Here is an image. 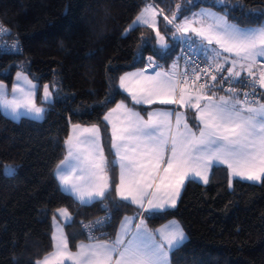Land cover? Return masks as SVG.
Masks as SVG:
<instances>
[{"label":"trees","instance_id":"trees-1","mask_svg":"<svg viewBox=\"0 0 264 264\" xmlns=\"http://www.w3.org/2000/svg\"><path fill=\"white\" fill-rule=\"evenodd\" d=\"M146 2L170 18L181 0H0V24L9 29L0 41H19L22 48L20 54H0V81L10 86L14 75L23 72L40 88L49 84L53 91L42 120L13 121L0 110V264H35L50 253L57 209L66 208L73 216L74 223L65 227L71 248L86 240L78 221L100 215L101 201L76 202L60 190L54 169L64 157L73 124L98 125L111 161L103 116L117 102H128L118 88L120 76L146 67L150 55L167 68L174 58L177 39L164 15L158 27L169 44L164 55L157 54L162 50L151 28L140 26L125 34ZM194 2L191 11L213 4ZM228 8L232 23H264V0H230ZM212 9L221 11L222 6ZM106 97L110 103H102ZM5 166H12L14 174L5 175ZM110 176L105 201L112 209V237L121 218L136 208L116 199V167ZM171 219L188 238L172 256L173 264H193V256L198 264H264V181L235 179L229 187L228 169L214 166L207 184L187 180L177 206L154 212L146 223L156 228Z\"/></svg>","mask_w":264,"mask_h":264},{"label":"snow or ice","instance_id":"snow-or-ice-1","mask_svg":"<svg viewBox=\"0 0 264 264\" xmlns=\"http://www.w3.org/2000/svg\"><path fill=\"white\" fill-rule=\"evenodd\" d=\"M229 3L213 0L211 6L192 12L189 6H196L194 0H181L169 18L155 3L146 2L125 34L140 26L151 28L162 50L157 54L164 55L169 44L157 30L156 20L164 15L174 30L173 40L181 42V57L168 71L126 73L120 77L119 86L135 104H175L194 110L198 123L190 126L185 112L178 109L151 110L145 119L140 112L119 103L103 118L111 128L115 153L111 161L104 152L100 127L75 124L65 141L67 155L57 165L62 189L82 204L103 202L113 183L110 169L118 165L117 196L143 212H155L176 207L186 180L198 178L207 184L214 164L229 169V187L233 178L264 181V101L257 96V87L264 89V66L256 67L258 58H264V23L242 27L230 22ZM217 6L222 10L213 11ZM8 33L9 29L0 24V35ZM9 51L19 52L18 42L11 48H0V54ZM181 58L184 71L178 63ZM148 62V67H157L151 55ZM225 71L227 75H223ZM243 72L251 79L242 77ZM209 76L216 83L209 84ZM202 78L204 82L197 84ZM16 80L20 83L13 85L11 100L5 96L6 85L0 83V108L13 119H41L44 108L35 103L38 84L21 72H17ZM55 87L53 83L51 88ZM217 87L224 92L218 98ZM245 88L249 90L241 93ZM43 93L45 102L52 99L49 84L43 86ZM110 102L111 97H106L102 103ZM14 171L7 166L4 174L12 175ZM57 213L64 224L56 226L52 234V251L35 264H173L172 256L188 239L176 221L149 231L142 213H138L139 223L135 217H125L115 239H105L102 232L97 236L94 231L111 222V217L105 215L83 225L86 242L82 241L73 252L64 232L65 226L74 223L73 217L65 208L57 209ZM56 219L54 214L53 221ZM193 264H198L195 256Z\"/></svg>","mask_w":264,"mask_h":264},{"label":"crops","instance_id":"crops-1","mask_svg":"<svg viewBox=\"0 0 264 264\" xmlns=\"http://www.w3.org/2000/svg\"><path fill=\"white\" fill-rule=\"evenodd\" d=\"M147 27V26H146ZM157 27H159V23H158V25H157ZM156 63H157V61H156ZM148 64V63H147ZM229 67V66H228ZM162 68V67H161ZM138 71H145V73L146 74H153V72L151 71V68H148V66L146 65V67H144V68H138V69H134V70H130V71H127V72H125V73H123L122 75H125L126 73H134V72H138ZM246 73V72H245ZM121 75V76H122ZM120 76V77H121ZM119 84H120V78H119V80H118V88H119V90L127 97V99H129L128 100V102H125V101H119V102H117L116 104H114L112 107H110L107 111H106V113L105 114H107L111 109H113V108H115L116 107V105L117 104H119V103H124L128 108H130V109H132V110H134V111H138V112H140V114L145 118V119H147V113L149 112V111H151V110H157L158 108H160V107H162L163 105H161V104H152V105H146V104H135L134 102H133V100H132V97L129 95V93L128 92H126V91H124L123 89H121L120 88V86H119ZM218 93V95H217V98H218V96L219 95H223V93H220V92H217ZM129 95V96H128ZM262 99V101H264V89H262V97H261ZM46 103H50V102H46ZM139 107L140 108H143L142 109V111L139 109ZM44 113H45V111H44ZM105 114H104V116H105ZM104 116H103V118H104ZM193 121H194V119H193ZM103 122H104V124L107 126V128H108V132H109V149H110V153H111V155H112V160H114L115 159V153H114V150L112 149V141H111V128H110V126L107 124V122L106 121H104V119H103ZM73 125H75V124H73ZM73 125H71V127H70V131H69V134L70 133H72L73 132ZM80 125V124H79ZM82 127H88V126H91V125H81ZM69 136V135H68ZM68 138V137H67ZM102 144H103V141H102ZM103 147H104V145H103ZM104 152H105V155H106V157L108 158V155H107V153H106V150H105V148H104ZM67 155V149H66V145H65V153H64V157H63V159L62 160H64V158H65V156ZM61 160V161H62ZM108 160L110 161V159L108 158ZM61 161L57 164V165H59L60 163H61ZM57 165H56V167H55V169H54V175H55V178H56V181H57V183H58V186H59V188H60V190L63 192V193H65V194H67V195H69V196H71L76 202H78L79 204H81V205H89V203H84V204H82L76 197H74V196H72V195H70V194H68L64 189H62V187H61V185H60V181H59V179L57 178ZM214 166H224V167H226L225 165H222V164H214L213 165V167ZM116 168H117V179H118V181H117V184L119 183V166L117 165L116 166ZM227 168V167H226ZM228 169V168H227ZM228 171H229V169H228ZM116 184V185H117ZM116 188V187H115ZM115 193V196H116V199L118 200V201H121V202H125V201H123V200H121L118 196H117V194H116V191L114 192ZM98 201V200H97ZM94 202H96V201H94ZM94 202H92V203H94ZM92 203H90V204H92ZM125 203H127V202H125ZM128 204H130V203H128ZM132 206H134L135 208H136V212H140L141 211V209H139L138 208V206H136V205H133V204H131ZM147 206V205H146ZM66 209V208H65ZM68 211V210H67ZM69 212V211H68ZM154 213V212H153ZM153 213H150V214H148V215H146L145 213H142V216L143 217H147V216H149V215H151V214H153ZM69 214L72 216V214L69 212ZM55 215H57V219H56V221L54 222L53 221V217H52V219H51V226H52V233H51V237H52V234H53V232L56 230V226H58V225H63L64 224V221H63V218L62 217H60L59 216V214L57 213V210H56V212H55ZM129 215H133V213H131V214H126V215H124L122 218H121V220H120V222H119V224H118V226H117V228H116V230H115V232L113 233V235H112V237H110V239H115V236H116V233L120 230V225H121V222L124 220V218L126 217V216H129ZM73 217V216H72ZM136 221V223H137V220H135ZM145 222H146V220H145ZM168 222V221H167ZM167 222H165V223H163L164 225L167 223ZM139 223V222H138ZM146 224V226H147V228H149L148 227V225H147V223H145ZM162 224V225H163ZM66 227V226H65ZM65 227H64V232H65V235H66V231H65ZM160 228H163L162 226L160 227ZM67 236V235H66ZM82 241H84V242H86V240H79L78 242H76V244H75V246H74V248H71L70 246H69V248H70V250H72L73 252H75L76 250H77V245H79ZM52 245H53V241H52ZM52 251V250H51ZM47 255V254H46ZM43 258V257H42ZM41 258V259H42Z\"/></svg>","mask_w":264,"mask_h":264},{"label":"rangeland","instance_id":"rangeland-1","mask_svg":"<svg viewBox=\"0 0 264 264\" xmlns=\"http://www.w3.org/2000/svg\"><path fill=\"white\" fill-rule=\"evenodd\" d=\"M202 7H200V8H197V9H194V10H192V12H198V11H200V9H201ZM213 10V9H212ZM213 11H215V10H213ZM156 20H157V25H158V23H159V21H160V15H158L157 17H156ZM157 30H158V27H157ZM162 34V33H161ZM156 35V34H155ZM162 35H164V34H162ZM191 35V34H190ZM165 39H166V37H165ZM167 42V41H166ZM168 43V42H167ZM156 45L160 48V46L156 43ZM224 55H228L227 53H225ZM176 54H175V56H174V58L172 59V61L170 62V64H169V66H168V68L167 67H163V66H161V64H159L158 62L156 63V61H155V59H153V61L155 62V65L157 66V67H155V68H153V67H148V68H151V71L152 72H154V71H157V70H161V71H168L170 68H171V65H172V63H173V61H175L176 59ZM260 62H264V58H258V63H257V68H260L259 67V63ZM149 63V62H148ZM147 66H148V64H147ZM225 66H231L230 64L229 65H225ZM162 67V68H161ZM23 75H26L25 73H23V72H21ZM17 74V73H16ZM16 74L14 75V79H13V82H12V84L9 86L8 84H6V83H4V82H1L0 81V83H3V84H5L6 85V89H5V96H6V98L8 99V100H11L12 98H13V93H12V87H13V85L14 84H16V83H20V82H18L17 80H16ZM30 79V78H29ZM33 83H35V82H33ZM44 86V85H43ZM43 86L40 88L39 86H38V90H37V92H36V96H35V103L37 104V106H40V107H43L44 108V111H45V109H46V104H48V103H46L45 101H44V93H43ZM38 93H40V95H41V100H40V103L38 102ZM129 96V95H128ZM52 100V99H51ZM51 100H49V101H47V102H51ZM129 100V99H128ZM172 109H178L179 111H181V112H185V114H186V116H187V118H188V121H189V123H190V126H194L195 124H197L198 123V121L196 120V113H195V111L194 110H191V109H188V110H186V109H184V108H180L178 105H175V104H173V105H163L162 107H160V108H158L157 110H172ZM0 110H1V112H2V114H4L6 117H8V118H10V119H12L13 121H19L20 119H22V118H29V119H32V118H30V117H27V116H21L19 119H13V118H11V116L9 115V114H7L6 113V111L3 109V108H0ZM43 117H44V113H43ZM43 117L41 118V119H38V120H42L43 119ZM193 119H194V121H193ZM34 120H37V119H34ZM173 123H174V120H173ZM195 130V129H194ZM6 168H7V166H5V168H4V172H5V170H6ZM213 168V167H212ZM211 168V169H212ZM211 169L209 170V174H210V171H211ZM229 172V171H228ZM235 179H239V178H233V181L235 180ZM190 180V179H189ZM239 180H242V179H239ZM187 181V180H186ZM185 181V182H186ZM196 181H198V182H200V183H202V184H205L203 181H200L198 178L196 179ZM232 181V182H233ZM243 181H247V182H252V183H259V182H253V181H248V180H243ZM185 184V183H184ZM184 186V185H183ZM182 190H183V187H182V189H181V192H182ZM181 192H180V194H181ZM179 197H180V195H179ZM179 197L177 198V203H178V201H179ZM176 206H177V204H176ZM167 209H173V208H166L165 210H167ZM155 212H159V211H155ZM138 213H145L146 215H148V214H150V213H153V212H143V210H141L140 212H135V213H133V215H129V216H126V217H135L136 219L135 220H137V223L139 222V220H140V216L138 215ZM144 218V223H146L145 222V220H146V216L145 217H143ZM172 221H176L177 222V220H175V219H171V220H169L166 224H169L170 222H172ZM136 222V221H135ZM165 224V225H166ZM146 225V224H145ZM164 224L163 225H160V226H158V227H156V228H148V230L149 231H153V232H155V230H157V229H161L160 227L162 226V227H164L165 226Z\"/></svg>","mask_w":264,"mask_h":264},{"label":"built area","instance_id":"built-area-1","mask_svg":"<svg viewBox=\"0 0 264 264\" xmlns=\"http://www.w3.org/2000/svg\"><path fill=\"white\" fill-rule=\"evenodd\" d=\"M19 44V47H20V51L19 52H15V51H9L7 52L8 54H11V53H14V54H17V53H21L22 52V48H21V44L19 41H7V40H2L0 41V48H11V46L14 44V43H17ZM181 52H182V45H181V42L179 39H177V51H176V60L178 57H181ZM185 55H188L187 53H185ZM190 59H195L194 57H189ZM179 65H180V71H184V61H183V58H181L179 61H178ZM200 66L203 67L204 64H203V61H200ZM264 66V62H260L259 63V67H262ZM193 67H195V65H193ZM228 66H225V68H227ZM188 71H191V69H188ZM258 72H257V77H258ZM223 75H227L226 71L223 73ZM242 77L244 78H247V79H251V77H247V73L243 72L242 73ZM193 80H195V77H192ZM204 82V79L202 78L200 81H197V84L199 83H202ZM207 82L209 84H213V83H216L214 81L211 80L210 76L207 77ZM225 88L228 87L227 83H225L224 85ZM249 89L245 88V89H241V93L243 91H248ZM217 92H221V93H224L223 91H221L219 89V87H217L216 89ZM257 96L259 99H261L262 97V89H260L259 87H257ZM106 206V208H105ZM98 208L100 209L101 213L99 216L97 217H94V218H88V219H81L78 221V226L80 228V231L82 233V235L84 236V238L86 239V236H87V231L83 228V225L84 224H89V223H94L97 219H100V218H103L105 217V215H108L111 217V221L113 219V216H112V209L111 207L108 205V203L106 201H103V202H99L98 203ZM111 225V222L110 223H107L104 225V227L100 230H94L95 231V235L97 236H100L101 235V232L104 234V238L105 239H110V236H109V226ZM99 227V226H97Z\"/></svg>","mask_w":264,"mask_h":264}]
</instances>
